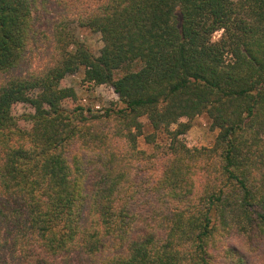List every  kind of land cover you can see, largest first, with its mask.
<instances>
[{"label": "trees", "instance_id": "trees-1", "mask_svg": "<svg viewBox=\"0 0 264 264\" xmlns=\"http://www.w3.org/2000/svg\"><path fill=\"white\" fill-rule=\"evenodd\" d=\"M76 27L101 36L99 54ZM82 72L118 102L65 106L76 92L61 83ZM201 115L219 134L189 148ZM263 252L264 0H0V264Z\"/></svg>", "mask_w": 264, "mask_h": 264}, {"label": "rangeland", "instance_id": "rangeland-1", "mask_svg": "<svg viewBox=\"0 0 264 264\" xmlns=\"http://www.w3.org/2000/svg\"><path fill=\"white\" fill-rule=\"evenodd\" d=\"M75 32L77 36L85 42V44L91 48L93 52L99 54L103 47L101 36L94 34L87 29H81L76 27ZM220 33L216 34V38H219ZM83 72L66 77L61 86L64 88H74L76 92V98L65 102V106L74 108L81 106L86 109H92L94 111H100L107 108H111L112 105L118 102L119 98L115 94L113 88L107 85H94L87 83L83 80ZM34 110L28 104H18L13 108V114L18 119L22 128L30 129L32 124L27 120L26 116L32 114ZM146 125V133H152V129L149 127L146 118L143 120ZM219 131L212 127L211 120L206 115L196 117L192 121V127L188 133L181 137V140L189 148H209L215 142V139ZM162 135H159L158 142H164ZM139 148L148 153H152L155 149L154 146L148 145L144 138L139 139ZM255 261L259 264H264V252L255 255Z\"/></svg>", "mask_w": 264, "mask_h": 264}]
</instances>
